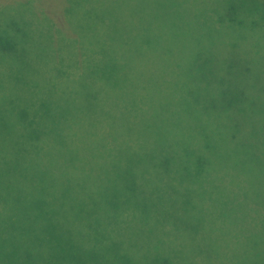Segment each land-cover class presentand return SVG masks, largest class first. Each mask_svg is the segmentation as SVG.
<instances>
[{
    "label": "trees",
    "instance_id": "trees-1",
    "mask_svg": "<svg viewBox=\"0 0 264 264\" xmlns=\"http://www.w3.org/2000/svg\"><path fill=\"white\" fill-rule=\"evenodd\" d=\"M89 21L85 53L66 27L47 49L68 46L77 70L84 55L97 62L95 79L67 92L102 110L77 118L58 98L37 111L46 126L2 134L18 140L0 143V264H264L259 78H213L205 67L219 61L198 55L151 70L147 96L113 21ZM8 42L20 55L29 43ZM160 68L174 74L164 91Z\"/></svg>",
    "mask_w": 264,
    "mask_h": 264
},
{
    "label": "rangeland",
    "instance_id": "rangeland-1",
    "mask_svg": "<svg viewBox=\"0 0 264 264\" xmlns=\"http://www.w3.org/2000/svg\"><path fill=\"white\" fill-rule=\"evenodd\" d=\"M24 9L31 18L50 21L49 30L38 22L28 23ZM69 12H76L74 18ZM92 16L113 21L116 50L126 49L129 62L136 67L137 84L147 96L151 94V70L168 62L202 58L219 61L205 67L211 68L206 73L213 78L223 79L218 74L259 78V242L264 248V0H0V143L18 140L12 133L21 130L24 135L31 120L37 129L46 126L38 124L37 111L49 109L58 98L71 106L67 111L73 110L77 118L90 110H102L83 106L81 100L73 103L83 93L70 98L67 92L93 81L97 62L84 55V66L77 70L74 57L66 53L68 46L47 49L49 31L66 36L62 28L66 27L73 29L70 35L85 53L89 40L97 38L89 28ZM23 38L29 41L21 47L25 54L10 51L13 42L8 41ZM225 64L230 70H216V65ZM171 75L160 68V91L164 78ZM96 79L100 85L105 82L99 74ZM4 129L12 130L10 137L2 135ZM138 139L145 141L146 134Z\"/></svg>",
    "mask_w": 264,
    "mask_h": 264
}]
</instances>
